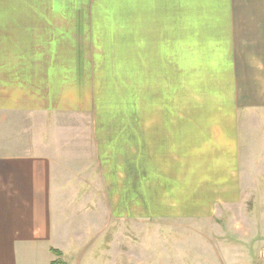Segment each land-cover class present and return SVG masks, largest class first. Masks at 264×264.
I'll use <instances>...</instances> for the list:
<instances>
[{"label":"crops","instance_id":"crops-1","mask_svg":"<svg viewBox=\"0 0 264 264\" xmlns=\"http://www.w3.org/2000/svg\"><path fill=\"white\" fill-rule=\"evenodd\" d=\"M156 19L157 110L119 107ZM60 197L193 223L264 198V0H0V264H52Z\"/></svg>","mask_w":264,"mask_h":264},{"label":"rangeland","instance_id":"rangeland-1","mask_svg":"<svg viewBox=\"0 0 264 264\" xmlns=\"http://www.w3.org/2000/svg\"><path fill=\"white\" fill-rule=\"evenodd\" d=\"M139 40L152 61L141 69L146 92L141 90L119 107L153 111L157 110V19L147 21L146 34ZM56 199L61 256H54V261L62 264H264V198H246L243 206L207 223L154 218L111 222L105 213L89 210L90 204L95 205L88 197L72 198L66 206L60 203L68 198Z\"/></svg>","mask_w":264,"mask_h":264},{"label":"trees","instance_id":"trees-1","mask_svg":"<svg viewBox=\"0 0 264 264\" xmlns=\"http://www.w3.org/2000/svg\"><path fill=\"white\" fill-rule=\"evenodd\" d=\"M51 252H52L53 255L56 256V257H60V256H61V253H60L59 251H57V250H54V249H53ZM52 264H62V263H61L60 261L57 260V261H53Z\"/></svg>","mask_w":264,"mask_h":264}]
</instances>
